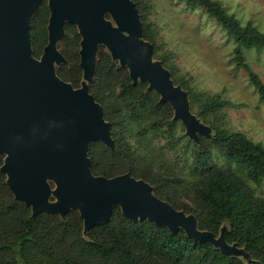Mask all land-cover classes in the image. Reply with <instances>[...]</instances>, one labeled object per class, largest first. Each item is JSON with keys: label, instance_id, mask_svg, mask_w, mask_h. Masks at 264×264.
<instances>
[{"label": "trees", "instance_id": "16d2710c", "mask_svg": "<svg viewBox=\"0 0 264 264\" xmlns=\"http://www.w3.org/2000/svg\"><path fill=\"white\" fill-rule=\"evenodd\" d=\"M188 10L201 9L232 40L230 63L246 74L260 101H264V83L246 63L243 50H264V32L251 23L240 22L213 0H170ZM140 24L139 37L151 48V59L167 70L172 85L186 92L188 112L208 126L209 134H197L191 144V172L197 190L194 208L173 200L172 186L157 174L165 166L152 148V135L168 134L173 146L176 128L173 111L161 102L145 82L133 81L129 69L111 61L99 47L88 96L97 104L113 142L107 147L99 141L86 145L88 170L93 178L110 180L128 177L148 186L156 200L176 212L191 216L195 230L222 238L227 246L241 249L245 261L208 242L186 236L181 228L170 232L147 220H130L119 206H113L107 221L84 231L79 211L67 209L63 215L38 213L16 200L6 185L7 176L0 171V264H264V201L255 199L248 185L237 174L217 167L211 155L216 150L227 164H232L253 184L264 180V147L245 137L214 125L218 113L230 104L217 96L202 97L187 88L186 82L173 78L166 57L156 55V33L147 22V2L130 0ZM49 11L45 0L30 15L28 39L30 56L38 59L48 44L45 30ZM63 62L54 76L76 91L81 88L78 27L63 23ZM4 155L0 154V168ZM224 227L220 233V228Z\"/></svg>", "mask_w": 264, "mask_h": 264}, {"label": "water", "instance_id": "95a60500", "mask_svg": "<svg viewBox=\"0 0 264 264\" xmlns=\"http://www.w3.org/2000/svg\"><path fill=\"white\" fill-rule=\"evenodd\" d=\"M41 0H0V171L16 200L31 208L63 215L79 211L84 231L107 221L113 206L130 220H147L166 226L170 232L184 230L187 237L208 242L232 254L222 238L195 230L191 216L176 212L168 204L144 197L147 185L127 175L110 180L93 178L88 170L86 145L113 142L100 107L86 89L72 90L54 76L53 43L62 24L78 27L80 67L91 79L93 56L98 43L111 58L129 69L130 78L145 82L173 111L186 134L196 141L199 131L185 107L183 92L172 85L159 63L151 64V46L120 35L103 19L108 13L117 27L139 37L140 24L130 0H47V41L39 60L30 56L28 19ZM44 179L56 184L57 203H48Z\"/></svg>", "mask_w": 264, "mask_h": 264}, {"label": "rangeland", "instance_id": "374dc122", "mask_svg": "<svg viewBox=\"0 0 264 264\" xmlns=\"http://www.w3.org/2000/svg\"><path fill=\"white\" fill-rule=\"evenodd\" d=\"M140 1L147 2L149 6L146 19L156 33L157 49L155 53L166 57V65L173 69V78L185 81L188 89L202 97L217 96L228 102L230 107L222 109L217 115V121H214L213 124L232 132H241L251 141L259 142L264 147V101L258 99L256 91L248 83L246 74L241 70L234 69L230 63L234 47L232 40L226 37L221 28L213 20L207 18L201 9L188 10L183 4L170 0ZM213 1L224 7L241 25L251 22L258 31L264 32V0ZM45 3L47 4V0ZM48 18L49 16L47 23ZM103 19L123 37L142 41L140 37L131 36L121 31L108 13H104ZM63 36L65 33L62 31L60 37L53 43L54 52L57 55V59L54 57L52 61L53 73L63 62L60 55ZM99 47L102 48V52L110 56L107 48L98 43L93 56V65L97 60ZM243 55L246 63L264 83V50L258 52L243 50ZM40 57L36 60H39ZM111 61L120 65L118 59L111 58ZM150 62L152 65L159 63L154 59H151ZM168 79L170 80V78ZM90 81L82 78L80 89L85 88L87 82ZM175 87L183 92L185 107L189 109L190 101L186 92L179 86ZM191 116L195 126L199 128L195 135L210 133L208 126L203 125L194 115L191 114ZM177 123L181 125L179 121ZM167 135L165 131L160 135H152L151 149L157 158L165 164L157 169V174L165 178V182L172 186L174 201L194 208V192L197 190V186L190 167L192 163L191 144L194 140L186 134L184 128L183 131L176 128L173 134L175 143L173 146H168L167 143L170 139H165ZM211 155L217 167L237 174L248 185L253 197L264 201V180L259 184H253L247 181L234 165L225 163L216 150H211ZM44 182L48 188L47 202L57 203L54 196L56 184L49 179H44ZM144 197H153L150 189ZM220 229L221 233L224 227L222 226ZM229 250L232 255L245 261V254L241 249L233 247Z\"/></svg>", "mask_w": 264, "mask_h": 264}]
</instances>
